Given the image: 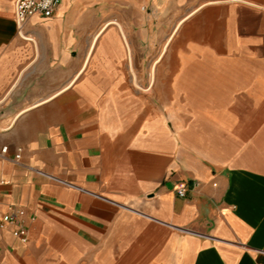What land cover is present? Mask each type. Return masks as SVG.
<instances>
[{
  "label": "crops",
  "instance_id": "obj_1",
  "mask_svg": "<svg viewBox=\"0 0 264 264\" xmlns=\"http://www.w3.org/2000/svg\"><path fill=\"white\" fill-rule=\"evenodd\" d=\"M15 1L0 264H264V0Z\"/></svg>",
  "mask_w": 264,
  "mask_h": 264
},
{
  "label": "built area",
  "instance_id": "obj_2",
  "mask_svg": "<svg viewBox=\"0 0 264 264\" xmlns=\"http://www.w3.org/2000/svg\"><path fill=\"white\" fill-rule=\"evenodd\" d=\"M59 3L60 0H16L14 3V23L18 29V33L21 32L23 25L31 17H52ZM5 152L6 148H3L1 153ZM18 158L19 155H15V159L17 160ZM173 192L178 198H184L187 193V187L184 185L176 186L173 188ZM7 226L12 227L11 235L14 238L18 239L23 244L27 242L26 229L16 212H10L1 217L0 229H4Z\"/></svg>",
  "mask_w": 264,
  "mask_h": 264
},
{
  "label": "bare ground",
  "instance_id": "obj_3",
  "mask_svg": "<svg viewBox=\"0 0 264 264\" xmlns=\"http://www.w3.org/2000/svg\"><path fill=\"white\" fill-rule=\"evenodd\" d=\"M90 68V67H89Z\"/></svg>",
  "mask_w": 264,
  "mask_h": 264
}]
</instances>
